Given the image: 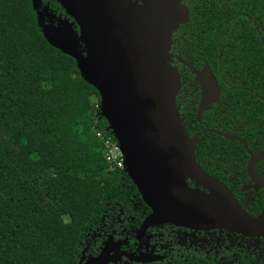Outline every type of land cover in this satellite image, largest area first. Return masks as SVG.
Segmentation results:
<instances>
[{
    "label": "trees",
    "instance_id": "16d2710c",
    "mask_svg": "<svg viewBox=\"0 0 264 264\" xmlns=\"http://www.w3.org/2000/svg\"><path fill=\"white\" fill-rule=\"evenodd\" d=\"M41 2L65 15L55 0ZM187 5L183 57L206 63L224 90L257 79L244 86L264 98V0ZM251 100L263 109L259 97ZM98 103L75 60L45 40L32 1L0 0V264H76L88 243L95 253L122 227L133 247L136 205L147 207L104 155L105 141L115 139ZM191 110L183 109L188 133Z\"/></svg>",
    "mask_w": 264,
    "mask_h": 264
},
{
    "label": "water",
    "instance_id": "95a60500",
    "mask_svg": "<svg viewBox=\"0 0 264 264\" xmlns=\"http://www.w3.org/2000/svg\"><path fill=\"white\" fill-rule=\"evenodd\" d=\"M31 1L47 43L72 57L81 78L98 92V111L121 152L122 168L151 208L141 229L168 222L264 234V208L250 215L198 165L196 138L176 106L180 76L169 49L172 32L188 20L182 0H55L64 16H55L41 0ZM193 72L203 97L199 117L219 89L207 65ZM119 245L108 236L97 255L77 264L113 261Z\"/></svg>",
    "mask_w": 264,
    "mask_h": 264
},
{
    "label": "flooded vegetation",
    "instance_id": "af4514ba",
    "mask_svg": "<svg viewBox=\"0 0 264 264\" xmlns=\"http://www.w3.org/2000/svg\"><path fill=\"white\" fill-rule=\"evenodd\" d=\"M182 2L188 10V20L172 32L169 49L171 64L177 67L180 76L176 106L178 111L182 109L181 113L179 111L181 118H184L183 109L193 111L194 127L191 128L194 132L188 134L196 138L194 155L198 165L226 187L240 208L256 216L264 208V157L253 158L256 154L264 156V98L244 86L246 80L253 82L257 79H242L238 81L239 85L231 87L229 84L224 90L220 82L222 77L218 78L212 72L219 93L217 97L213 95L212 103L198 117L203 97L193 68L199 70L207 64L194 66L182 55V49L190 40L182 29L190 19L188 0ZM178 40L181 44H177ZM252 96L260 98L263 109H254ZM187 184L207 191L193 180L187 179ZM137 206L133 247L122 227V230L108 234L95 253L88 243L89 252L82 250L77 263L97 255L104 241L111 236L114 242H120L119 256L106 264H264V234L245 235L225 227L194 229L168 222L141 229V223L151 208ZM118 221L121 226L122 220Z\"/></svg>",
    "mask_w": 264,
    "mask_h": 264
},
{
    "label": "built area",
    "instance_id": "2783aa9c",
    "mask_svg": "<svg viewBox=\"0 0 264 264\" xmlns=\"http://www.w3.org/2000/svg\"><path fill=\"white\" fill-rule=\"evenodd\" d=\"M105 145H106V149L104 151L105 157L108 159L115 160L116 165L122 168L123 167L122 155L117 146L116 141H111V139H108L105 141Z\"/></svg>",
    "mask_w": 264,
    "mask_h": 264
},
{
    "label": "rangeland",
    "instance_id": "374dc122",
    "mask_svg": "<svg viewBox=\"0 0 264 264\" xmlns=\"http://www.w3.org/2000/svg\"><path fill=\"white\" fill-rule=\"evenodd\" d=\"M111 148H112V145H111Z\"/></svg>",
    "mask_w": 264,
    "mask_h": 264
}]
</instances>
